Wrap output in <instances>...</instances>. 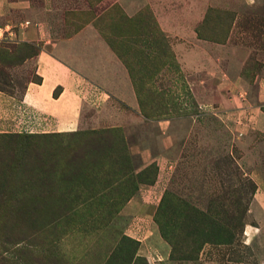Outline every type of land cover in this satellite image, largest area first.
I'll return each mask as SVG.
<instances>
[{"label":"rangeland","instance_id":"1","mask_svg":"<svg viewBox=\"0 0 264 264\" xmlns=\"http://www.w3.org/2000/svg\"><path fill=\"white\" fill-rule=\"evenodd\" d=\"M68 9L116 53L134 101H98L68 132L3 103L0 264H264V0ZM27 45L0 44L17 100L38 81Z\"/></svg>","mask_w":264,"mask_h":264},{"label":"crops","instance_id":"2","mask_svg":"<svg viewBox=\"0 0 264 264\" xmlns=\"http://www.w3.org/2000/svg\"><path fill=\"white\" fill-rule=\"evenodd\" d=\"M73 1L0 0V31L10 43L36 49L22 66L33 64L38 77L26 84L19 100L0 89V107L18 101L31 113L35 128L48 127L51 132L82 127L86 111L98 101L109 97L134 101L122 62L95 25L75 31L73 21L68 22ZM23 122L27 123L20 118L19 126ZM258 186L256 202L264 208V183L258 181Z\"/></svg>","mask_w":264,"mask_h":264},{"label":"trees","instance_id":"3","mask_svg":"<svg viewBox=\"0 0 264 264\" xmlns=\"http://www.w3.org/2000/svg\"><path fill=\"white\" fill-rule=\"evenodd\" d=\"M5 43V42H8L7 40H0V44L1 43ZM27 46H29V47H31V48H34V47H32V46H30V45H27ZM35 49V48H34ZM35 53H36V49H35ZM35 53L33 54V55H35ZM33 55H31L30 57H32ZM30 57H28V58H30ZM27 59V58H26Z\"/></svg>","mask_w":264,"mask_h":264},{"label":"built area","instance_id":"4","mask_svg":"<svg viewBox=\"0 0 264 264\" xmlns=\"http://www.w3.org/2000/svg\"><path fill=\"white\" fill-rule=\"evenodd\" d=\"M5 36L0 31V40H4Z\"/></svg>","mask_w":264,"mask_h":264}]
</instances>
